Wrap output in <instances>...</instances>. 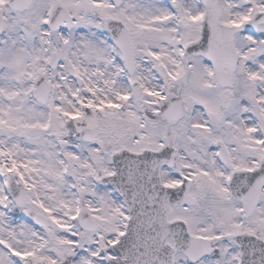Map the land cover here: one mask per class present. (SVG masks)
I'll return each instance as SVG.
<instances>
[{
    "label": "snow or ice",
    "instance_id": "6c2138e0",
    "mask_svg": "<svg viewBox=\"0 0 264 264\" xmlns=\"http://www.w3.org/2000/svg\"><path fill=\"white\" fill-rule=\"evenodd\" d=\"M0 264H264V0H0Z\"/></svg>",
    "mask_w": 264,
    "mask_h": 264
}]
</instances>
